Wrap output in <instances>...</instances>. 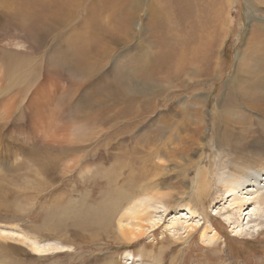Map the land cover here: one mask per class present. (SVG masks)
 <instances>
[{
    "label": "rangeland",
    "instance_id": "obj_1",
    "mask_svg": "<svg viewBox=\"0 0 264 264\" xmlns=\"http://www.w3.org/2000/svg\"><path fill=\"white\" fill-rule=\"evenodd\" d=\"M228 1L0 0V231L64 247L37 257L0 238V264H264L261 222L218 198L215 142L264 152V0ZM177 30L192 63L179 72ZM124 152L148 162L145 178L109 177ZM200 154L211 245L203 217L190 238L172 237L195 221L182 207L197 205L188 165ZM132 196L168 210L129 246L116 230Z\"/></svg>",
    "mask_w": 264,
    "mask_h": 264
},
{
    "label": "bare ground",
    "instance_id": "obj_2",
    "mask_svg": "<svg viewBox=\"0 0 264 264\" xmlns=\"http://www.w3.org/2000/svg\"><path fill=\"white\" fill-rule=\"evenodd\" d=\"M226 2L229 3L228 0H225V3ZM230 5H231V1H230ZM187 20H188V17H186L184 21L182 19L181 23L186 24L189 27V22ZM177 21L180 22L178 19H177ZM183 29H184V27H183ZM186 31H188V30H186ZM179 32L177 30V60L173 62V67L177 68V72H179L184 65H192V63H183L185 61L184 60V58H185L184 57V52L185 51H189V53H191V50H190L191 47L186 48V45L183 46L181 44V36H180ZM261 36H263V33H261L259 37H261ZM189 37H192V35L189 34L188 38ZM205 48H207V47H205ZM253 62H255V61H253ZM247 66H249V65H247ZM248 72H249L248 69H245L244 71H242L244 76ZM262 87L264 88V85ZM115 92H117L119 94H123L122 92H119L118 90H116ZM129 93H134V92L129 87H127V89L125 90L124 94L128 95ZM119 94H116V95H119ZM204 98H205L204 101H205V105H206V103H207L206 100L208 98V93H207V95H205ZM231 104H233V103H231ZM224 106L226 107L227 105L225 104ZM202 107H205V106H202ZM206 108H207V105H206ZM226 112H228V111H226ZM194 118H196V117H194ZM108 120H110V119H108ZM108 120L105 119L103 121H108ZM197 120H199V119H196V121H195V124H196L195 126L196 127H194L193 129L191 128V132H193L195 130L198 131L201 128V125H198V127H197ZM213 129H216V124H214ZM228 133H225V134L228 135ZM222 137H224V136H222ZM242 137H243V135H242ZM226 139H228V138H226ZM68 140L70 142V139H68ZM147 145H150V144L147 143ZM225 145H226L225 141L222 138V140H219V141L217 140L215 142V146H214V147H216L215 149H217L216 151H217V155L219 157L218 164L216 165V169H217L216 170V176H218L217 181H218V185H219L218 198L220 199V201L228 202L227 207L224 208V211L227 212L228 209H231V210H234V212L236 211V212L240 213L241 215L244 214V212H245L246 220H247L246 225L254 223V222H258L259 223V221H260L261 222L260 224H262L263 227H264V152L261 151L260 153H257V152L253 153L250 150L251 148L248 149V148L242 147V145L239 146L238 144H230L228 146L227 145L225 146ZM188 146L190 148V145H188ZM184 147L186 148L187 146L185 145ZM203 148L204 147L202 146V149ZM222 148H224V150H222ZM99 151H100V149H99ZM126 151H128V150L126 149ZM178 151H180V150H178ZM200 153H201V151H200ZM122 154H124V156L126 155V157H127L129 162H125V163H122L120 165H118V163L115 164V166L111 169V172L109 173V177L110 176L113 177L114 175L118 174L119 171L123 172L124 169H127L129 174L131 175L130 176L131 180L138 179L139 175H140L139 176L140 178H145L147 173H146L144 168L149 165L148 162L140 161V160H138L137 157L136 158L135 157H133V158L131 157L132 158L131 159V158H129L130 157V153H125L124 152ZM121 162H123V161H121ZM130 162H132V165L139 163V166L138 167H134L132 165H129ZM141 162H143V163H141ZM144 163H145V165H144ZM203 163H204V160L201 157V154H200L198 160H196L194 162V165H192L193 162H189L188 166L196 168L195 170L197 172L195 171V173H196L195 175H197L198 179H199L198 184L196 185L197 187H196V189L194 191V195H193L194 199L191 200V201L194 200L195 201L194 204L197 203V205L196 206H194V205L191 206L190 204H187V205H184L182 207V208H185L187 210V212L189 214V217L195 218V221H192L190 225L187 223L189 226L187 225L185 227H182L181 229H182L183 233H180L178 230H175L176 232L177 231L178 232L176 234H172V237L175 238L177 241H180V240L183 239L181 236H185V238H190L192 233H194L196 230H199V229L203 228V226H204L203 223H204V224H206V226L201 231L200 240L203 243H206V245H211L216 240V234H215L216 232L214 233V235H212L210 237L206 234V233L209 232V231L207 232V228L209 227V226H207V223H209V221H211V220H210V217H208V215L206 214L205 208L203 207V204L205 202L206 196H207V194H208V192H209V190L211 188V186H210V172H211V170L210 169H206L205 167H199ZM210 163H212V162H210ZM210 167H212V164H211ZM143 169H144V171H142ZM120 174H121V172H120ZM129 184H131V183H129ZM116 188H117L116 190L120 189L118 186ZM141 191H143L142 187H140V190H138V192H141ZM122 194H123V192H122ZM137 196H132L130 198V201H132V202H131V204H129L127 206V208L125 207L126 211L124 210L125 211V212H123L124 215L118 220V224H117L118 230H116V231H118V238L123 241L122 243L126 244V245H129V246L139 242L143 237L147 236L148 233L153 234L154 232H156L158 230L159 226L163 223L164 215L167 214V210H168L167 208H165V206L162 205L160 197H155V198L146 197V198H141L140 199V197H137ZM121 198H123V197H121ZM190 203H192V202H190ZM102 205H103V203H102ZM117 205H118V203H117ZM178 205H180V204H178ZM197 206H198V209H197ZM250 206H252V207H250ZM105 208H106V206H105ZM248 208H249V210H248ZM111 209H112V207H111ZM109 212L110 213H108V214L112 213V211H109ZM150 212L153 213V214L150 215L149 214ZM106 213H107V210H106ZM175 214H177V213H175ZM109 217H110V215H109ZM181 217L182 216H180L178 218L175 217L174 220H179V219H181ZM199 217H200V219H199ZM202 217H203V223L199 222V221L202 220L201 219ZM227 218L228 217L226 216L225 219H227ZM185 222H187V221H185ZM103 223L104 222H101L100 224H103ZM179 224H180V222H179ZM172 225H173V223L171 224V226ZM175 227H176V224H175ZM242 227H243V225L239 226V228H241V229H242ZM241 231L236 232V235L238 237H241L243 235L241 233ZM2 236H5V237H2ZM8 236L11 237V238L16 239L19 244L25 245L29 249V251L32 254H34V256H37V257H44V256H49V255H54V254H58V253L64 252V247H62L59 242H54V241L53 242H51V241L39 242L37 239L31 238L29 236H22V235H18V234H15V233H9V232H6V231H0V238L1 239L8 238ZM150 237H152V236H150ZM184 240H186V239H184ZM172 241H174V239ZM142 255H143V253H142ZM129 256H131V255L128 253L127 257H129ZM150 257L152 258V256H150ZM153 259H154V257H153Z\"/></svg>",
    "mask_w": 264,
    "mask_h": 264
}]
</instances>
